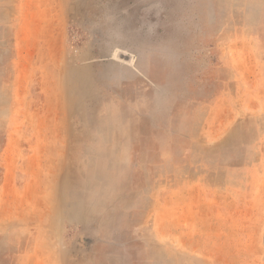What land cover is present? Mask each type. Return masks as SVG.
Returning a JSON list of instances; mask_svg holds the SVG:
<instances>
[{"label":"rangeland","instance_id":"rangeland-1","mask_svg":"<svg viewBox=\"0 0 264 264\" xmlns=\"http://www.w3.org/2000/svg\"><path fill=\"white\" fill-rule=\"evenodd\" d=\"M0 264H264V0H0Z\"/></svg>","mask_w":264,"mask_h":264}]
</instances>
